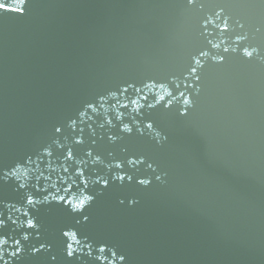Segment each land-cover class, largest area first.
<instances>
[{
    "label": "water",
    "instance_id": "obj_1",
    "mask_svg": "<svg viewBox=\"0 0 264 264\" xmlns=\"http://www.w3.org/2000/svg\"><path fill=\"white\" fill-rule=\"evenodd\" d=\"M28 8L0 12V160H18L105 87L160 81L163 89H145L155 107L119 108L132 133L95 128L97 140H115L100 141L99 151L123 156L126 147L146 162L132 171L152 180L147 193L136 186L117 193L140 205L100 206L104 237L126 250L131 264H264V0H29ZM216 12L228 19V32L209 26L205 39L203 18L215 20ZM199 48L209 55L196 81L185 69ZM218 52L224 61L212 59ZM167 92L179 99L162 107L153 95L167 100ZM101 111L111 119L116 109L106 103ZM33 175L22 167L19 182ZM0 199L25 210L15 182L0 186ZM37 215L47 225L52 214L42 208ZM71 223L63 218L57 227Z\"/></svg>",
    "mask_w": 264,
    "mask_h": 264
},
{
    "label": "snow or ice",
    "instance_id": "obj_2",
    "mask_svg": "<svg viewBox=\"0 0 264 264\" xmlns=\"http://www.w3.org/2000/svg\"><path fill=\"white\" fill-rule=\"evenodd\" d=\"M28 3L29 0H0V12L27 14ZM186 3L194 5L196 0H186ZM214 15L215 20L203 18L200 34L205 39L209 26L220 32H228V19L219 12ZM208 43L212 44V41L208 40ZM212 47L219 49L220 44H212ZM222 51L228 52L229 49L224 47ZM208 55V51L199 48L192 54L185 69L196 81L201 78L197 74V66L203 69L201 58ZM245 55L251 58L253 53L245 49ZM217 56L220 61L226 59L219 52L212 59ZM139 85L136 80L123 79L115 87H105L95 92L93 98L81 103L75 114L53 123L51 131L37 139L35 146L24 152L18 160L11 163L0 160V186L15 182L16 191L21 197L18 203L22 207L26 206L21 211L16 203L0 199V209H8L6 213L0 210V264H24L33 258L42 260L43 264H76L81 257L87 259L89 264H98L101 259L108 261V264H131L129 253L104 237L103 229L99 227V208L106 201L114 209L140 205L141 199L136 196L117 193L132 186L147 193L152 180L132 171L138 170L146 162L140 155L129 153L126 147L123 156L115 155L112 151H99L96 145L100 141L107 140L115 144V140L107 134L97 140L95 128L115 126L121 133H132L133 129L121 118L123 113L119 108L127 110L129 103L137 105L138 112L144 107L153 108L155 105L148 101L145 89L151 91L157 86L164 88L163 83L156 80H140ZM174 87L179 91V84H174ZM129 89H132L131 93ZM185 89H188V85H185ZM133 95L139 99H133ZM121 96L128 103L121 101ZM167 96L169 99L166 100L164 95L154 94L153 99L166 107L172 103V99L183 97L182 103L189 105L184 91H179V97L174 92H167ZM139 100L146 103L140 104ZM106 103L116 109L111 119L101 111ZM114 121L118 123L114 124ZM147 127L151 128L152 125L148 124ZM86 129L92 131L86 132ZM82 145L84 147H80ZM22 167L34 171L31 183L19 182ZM146 167L152 170L155 180H161L152 163H147ZM42 208H47L52 214L47 225L37 215ZM63 218H70L72 223L57 227ZM90 227L100 230L89 234L86 229Z\"/></svg>",
    "mask_w": 264,
    "mask_h": 264
}]
</instances>
